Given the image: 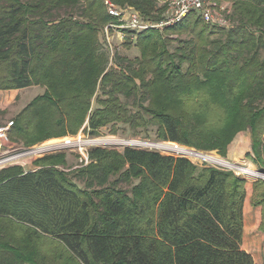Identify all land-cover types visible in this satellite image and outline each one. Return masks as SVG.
I'll list each match as a JSON object with an SVG mask.
<instances>
[{"label":"trees","instance_id":"16d2710c","mask_svg":"<svg viewBox=\"0 0 264 264\" xmlns=\"http://www.w3.org/2000/svg\"><path fill=\"white\" fill-rule=\"evenodd\" d=\"M105 1L150 22L166 9L164 0H0V90L45 91L10 121L9 140L28 146L75 135L87 121L92 137L150 126L156 137L121 138L224 157L249 130L264 169V0H214L230 2L227 28L193 13L163 32L123 31L120 46L137 49L134 59L106 45L104 28L118 22ZM171 34L189 36L178 52L169 51ZM33 165L0 171V264H254L241 246L248 183L231 172L101 148L74 169L81 188L59 167L64 155ZM132 181L129 191L117 186ZM251 188L264 234V181Z\"/></svg>","mask_w":264,"mask_h":264},{"label":"built area","instance_id":"2783aa9c","mask_svg":"<svg viewBox=\"0 0 264 264\" xmlns=\"http://www.w3.org/2000/svg\"><path fill=\"white\" fill-rule=\"evenodd\" d=\"M166 6L162 17L156 22L145 21L132 9H119L112 3L105 1L108 15L117 20V24L108 25L104 28L105 42L109 49H113L109 42L112 32L123 31L139 33L143 30L152 29L163 32L164 29L180 24L186 17L195 13L200 14L203 22L211 27L218 26L227 28L229 26L228 15L231 5L211 0H164ZM134 38V35H131ZM122 40V41H123ZM13 123L0 126V171L18 166L24 171H34L30 162L57 154H72L76 157V165L72 169L84 168L89 164V152L92 149H110L121 151L133 148L141 151H149L171 158H180L190 161L197 166H208L231 172L247 182L264 180L262 169L250 170L241 164L230 163L227 159L212 152L198 151L191 147L182 146L176 142L152 141L141 138H121L117 135L102 134L92 137L83 130L71 138L43 141L38 145H22L9 140V132ZM29 168V169H28ZM68 172V170H64Z\"/></svg>","mask_w":264,"mask_h":264},{"label":"rangeland","instance_id":"374dc122","mask_svg":"<svg viewBox=\"0 0 264 264\" xmlns=\"http://www.w3.org/2000/svg\"><path fill=\"white\" fill-rule=\"evenodd\" d=\"M222 3L224 2V4H230V2L228 1H221ZM80 7L77 8L75 11H71V13L73 15H75L76 17H79L81 15V11H80ZM69 13V11H68ZM54 14H57L60 17H63L67 14V12L65 11H60V12H55ZM165 37L166 34L164 33ZM109 37V42L110 45L113 47H116V51L118 55H122L125 58L128 59H134L136 57H138V51L135 48L129 49V48H125L124 46H120L122 40H123V36L121 33H118L116 31L112 32V34H110ZM220 37H214L215 39H218ZM167 38L172 39L173 42H171V44L169 45V51L171 52H178L181 49V44H179L180 42H185V40H188L189 36L188 35H180V36H176L175 34H171V35H167ZM260 56L264 57V49H260ZM185 69V68H184ZM44 89L41 87H36V86H32V87H28L22 91H16V90H12V91H2L0 90V126L5 125L6 123H10V121L13 119V117L18 114L21 110H23L27 104H29L31 101H33V99H35L36 97H40L42 94H44ZM125 102V107L127 109L128 112L130 113H134L136 111V104L134 103V101L130 98L129 100L124 101ZM146 105V104H145ZM146 118V117H145ZM148 119V118H147ZM86 123L84 124V126L75 134V135H66L64 137L66 138H71L76 136L80 131H82L84 129V127L86 126ZM117 133L120 134L119 137H124L125 135H128L130 133H134L136 135L139 136H148L151 135V137H156V132H155V128L153 127H147L144 129H134V128H129L126 129V126H118L117 128ZM244 132H240L238 134H241ZM64 137H57V138H52V139H47V140H57V139H61ZM125 137H129V136H125ZM47 140H43V141H47ZM42 141V142H43ZM42 142H38L32 145H38ZM227 151V149H226ZM212 153H215L216 155H219V153L217 151H212ZM226 154V152H225ZM60 155H64L65 156V162H66V166L62 167L59 166L61 169L63 170H68L69 173H67L69 175L70 178H72L79 187H84L83 183H81L77 178H75L74 176V169H72L75 165H76V155L74 153L72 154H60ZM220 156V155H219ZM225 156V155H224ZM222 157V156H221ZM44 158V157H43ZM42 158V159H43ZM224 159H227L226 157H223ZM42 159H37V160H42ZM249 162L247 163H238L235 160H230L227 159L230 163H236V164H241L243 166L248 167L250 170L254 169H258L256 167H253V165H251V161L249 160V158H247ZM35 160V161H37ZM33 166V163H32ZM33 167H36L35 165ZM117 177H112L110 179V181H115ZM264 181V180H261ZM135 181H132L130 184H125V183H119L117 186L124 190V191H129L131 186L133 184H135ZM262 246V251L261 254H263L262 257H259L258 255L256 256V264H264V244L261 245Z\"/></svg>","mask_w":264,"mask_h":264},{"label":"crops","instance_id":"0c3cea01","mask_svg":"<svg viewBox=\"0 0 264 264\" xmlns=\"http://www.w3.org/2000/svg\"><path fill=\"white\" fill-rule=\"evenodd\" d=\"M224 157L232 161L235 160L238 163H247L249 162L247 158H249L253 167L259 166L257 162L253 161L251 134L249 130L237 134L233 138L232 142L227 147ZM33 162L34 161L30 162V164L32 165ZM33 166H30L31 169H37V167ZM247 183L248 184L245 186L246 196L242 211L243 239L241 246L246 253L251 254L254 264H256V256H263V254H261V251L263 250L261 245L264 244V234L258 231L261 222L260 207H253L251 202L252 182L248 181Z\"/></svg>","mask_w":264,"mask_h":264},{"label":"water","instance_id":"95a60500","mask_svg":"<svg viewBox=\"0 0 264 264\" xmlns=\"http://www.w3.org/2000/svg\"><path fill=\"white\" fill-rule=\"evenodd\" d=\"M260 172H261V173H262V172L264 173V169H262Z\"/></svg>","mask_w":264,"mask_h":264}]
</instances>
